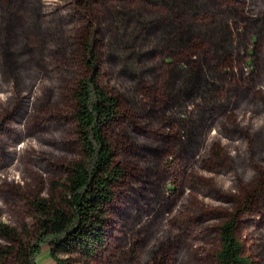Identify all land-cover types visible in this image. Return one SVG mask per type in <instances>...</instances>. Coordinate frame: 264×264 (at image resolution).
I'll list each match as a JSON object with an SVG mask.
<instances>
[{
  "label": "rangeland",
  "instance_id": "rangeland-1",
  "mask_svg": "<svg viewBox=\"0 0 264 264\" xmlns=\"http://www.w3.org/2000/svg\"><path fill=\"white\" fill-rule=\"evenodd\" d=\"M90 33L125 174L92 264H218L232 215L264 264V0H0V224L31 241L33 202L83 159L71 94ZM8 246L1 264H19Z\"/></svg>",
  "mask_w": 264,
  "mask_h": 264
},
{
  "label": "trees",
  "instance_id": "trees-1",
  "mask_svg": "<svg viewBox=\"0 0 264 264\" xmlns=\"http://www.w3.org/2000/svg\"><path fill=\"white\" fill-rule=\"evenodd\" d=\"M80 48L87 74L72 90L71 99L83 159L71 166L64 195L58 200L33 202L40 217L31 241L24 242L19 232L0 224V239L8 242L10 255L21 259L19 264H39L43 246L49 247L55 264H92L106 244L108 207L125 175L106 133L121 117V99L100 83L101 61L94 33L81 41ZM238 227V215L220 227L218 264H251L237 236ZM73 255L79 258H71Z\"/></svg>",
  "mask_w": 264,
  "mask_h": 264
}]
</instances>
